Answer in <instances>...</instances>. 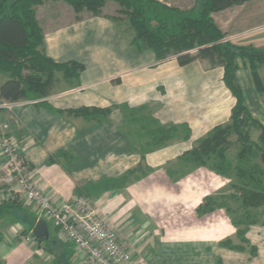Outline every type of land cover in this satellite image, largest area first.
<instances>
[{
    "label": "crops",
    "instance_id": "obj_1",
    "mask_svg": "<svg viewBox=\"0 0 264 264\" xmlns=\"http://www.w3.org/2000/svg\"><path fill=\"white\" fill-rule=\"evenodd\" d=\"M254 1L212 14L229 42L238 45L237 27L245 22L236 20L235 13ZM34 11L45 54L58 63L83 65L71 80L57 72L50 94L39 102H29L36 99L31 97L12 110H0V123L6 124L2 132L15 139L36 187L56 205L75 195L89 199L134 264H264L263 220L251 215L238 194L248 188L264 191L260 153L253 150L242 160L250 163L259 157L263 165L244 167L239 160L231 166L228 151L227 169L217 173L182 159L199 138L230 119L235 98L224 85L223 68L199 60L181 66L174 57L158 60L152 50L135 52L132 31L125 25L105 13L74 18L63 0H45ZM249 45L263 48L264 40ZM237 64L235 78L245 104L252 118L264 125V64L256 66L260 88L249 64ZM8 78L0 74V85ZM78 108L109 112L89 117L69 112ZM135 110L158 126L175 127V136L152 145L139 122L126 117ZM236 155L240 159L239 152ZM2 164L0 157V264H74L73 246L49 222L42 256L23 241L36 217L1 182ZM249 172L253 180L241 175ZM208 196L221 206L198 214ZM233 221L246 227V242L240 241Z\"/></svg>",
    "mask_w": 264,
    "mask_h": 264
},
{
    "label": "trees",
    "instance_id": "obj_2",
    "mask_svg": "<svg viewBox=\"0 0 264 264\" xmlns=\"http://www.w3.org/2000/svg\"><path fill=\"white\" fill-rule=\"evenodd\" d=\"M44 1L0 0V73L9 77L0 85V99L18 101L31 97H45L50 94L55 84L57 72L61 73L64 79L71 80L83 69V65L78 62L58 63L45 54L43 32L34 11V6ZM63 1L76 13L87 11L92 16L103 15L101 9L106 2L117 3L118 12L122 14L124 20L115 16L107 17L132 31L130 46L135 52L152 50L158 60L174 57L181 66L194 60L204 61L211 68L221 66L224 85L235 98L230 119L199 138L192 148L184 153L182 159L190 165L226 171L224 158L230 142L228 138L235 134L236 140L242 144L240 159L245 157L246 151L257 149L256 152L260 153L261 162L264 164V125L252 118L245 104L242 89L235 78L237 61H246L255 85L261 87L256 65L264 64V47L256 48L250 45H236L229 41L223 42L225 35L212 18L215 12L242 5L250 0H197V4L187 11L171 7L159 0ZM137 111L139 110L130 111L129 114ZM69 112L73 115L89 117L108 114L109 109L78 108ZM143 119L147 118L137 117L134 121L140 122L141 130L152 145H162L175 136L177 130L175 127L158 126L151 118L143 125ZM252 126L260 132L257 142L250 139L249 128ZM244 148L247 150L243 151ZM216 158L219 159V164L215 162ZM245 171L247 169L240 170V172ZM241 175L246 179L255 178L252 172ZM240 196L245 208L257 207L264 203V191L242 189ZM200 206L197 211L203 214L221 205L214 197L208 196ZM262 223L264 224V220ZM233 224L237 228L236 233L240 241L246 242L244 236L246 227H240L236 221H233ZM38 243L44 241L38 240ZM228 246L233 249L241 248L238 245Z\"/></svg>",
    "mask_w": 264,
    "mask_h": 264
},
{
    "label": "built area",
    "instance_id": "obj_3",
    "mask_svg": "<svg viewBox=\"0 0 264 264\" xmlns=\"http://www.w3.org/2000/svg\"><path fill=\"white\" fill-rule=\"evenodd\" d=\"M224 37L223 42L229 41ZM41 98L29 102H39ZM25 100L7 101L0 99V110H12ZM6 128L0 123V131ZM1 182L31 207L38 219L49 222L60 237L71 243L74 250V264H134L126 246L119 240L115 230L99 217L92 202L82 195H75L61 205L53 203L36 187L29 173V165L15 139L0 134ZM23 241L33 246L35 253L42 256L45 249L38 243L32 231L22 235ZM23 264H38L27 260Z\"/></svg>",
    "mask_w": 264,
    "mask_h": 264
},
{
    "label": "rangeland",
    "instance_id": "obj_4",
    "mask_svg": "<svg viewBox=\"0 0 264 264\" xmlns=\"http://www.w3.org/2000/svg\"><path fill=\"white\" fill-rule=\"evenodd\" d=\"M160 1H162L163 3H166L167 5H169L171 7H175V8H178L180 10H183V11H185V10L187 11L197 4V0H160ZM69 9L72 11V14H74V18H81L84 15H91L87 11H81V12L76 13L72 9V7H70V6H69ZM118 10H119V5L115 2H111V3L107 4L106 6L104 5V7H102L101 13L102 14L105 13L106 15L111 16V17L115 16V17L119 18L120 20H124V17L122 16V14H120L118 12ZM235 14L238 16L236 20H238V19H244L245 20L244 24L241 27H237V28H239L238 29L239 30V33H238L239 37L236 41V43L238 45H242V44L243 45H249L252 42L264 40V0H256L254 2L248 3L245 8H241V10H238ZM120 22H124V21H120ZM39 26H40V24H39ZM40 28H41V26H40ZM249 29H253L254 31L249 34V33H247V30H249ZM41 30H42V28H41ZM0 74L6 75L3 73H0ZM128 116H131L133 118L132 120H135V118H137V117L143 118V116L141 115L140 112L128 114ZM144 118H147L146 120L149 119V117H147V116H144ZM146 120L143 119V122H142L143 125L147 123ZM140 125L141 124L139 122V126ZM140 128H141V126H140ZM249 132H250L251 139H254V141L257 140L256 135H257L258 131L255 129V127H253V126L250 127ZM228 139L230 142H229V146L226 149L227 150L226 152L229 151L228 156L231 158L229 160H232L230 162L231 166H233L234 163H237V160H239L238 163L239 162L241 163V164H239V166L244 165V167H245V165L248 166L250 163H254L258 167H259V164L263 165L260 162L259 157H256L255 159L252 158L250 163H249V161H243L242 159H238L236 154L238 152H240V150L242 149V146H241L242 144L236 140L235 134H232ZM245 150H247V149L244 148L243 151H245ZM256 150H254V151H256ZM252 151H253V149H252ZM246 153L248 154L247 151H246ZM215 162L217 164L220 163L218 158H216ZM263 167H264V165L261 167L264 170ZM209 169H210V167H209ZM217 171H220V170L218 169ZM217 171L215 169L216 173H217ZM234 172H235L234 169H231V173L234 174ZM223 176L225 177L224 183L228 182L226 175H223ZM231 181H232L231 183H233V184L236 183V181H237L236 176L232 177ZM238 194L241 195V192ZM240 195H239V197L241 198ZM234 205H235V203H234ZM200 208L202 210L201 206H200ZM249 211H250L252 216L254 215V217L256 218L257 221L264 220V203L262 205L257 206V207H251ZM196 212L198 214H200L199 213L200 211L196 210Z\"/></svg>",
    "mask_w": 264,
    "mask_h": 264
},
{
    "label": "water",
    "instance_id": "obj_5",
    "mask_svg": "<svg viewBox=\"0 0 264 264\" xmlns=\"http://www.w3.org/2000/svg\"><path fill=\"white\" fill-rule=\"evenodd\" d=\"M32 234L41 241H47L49 238V231L47 222L43 219H38L32 229Z\"/></svg>",
    "mask_w": 264,
    "mask_h": 264
}]
</instances>
